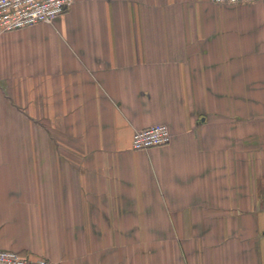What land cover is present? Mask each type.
<instances>
[{
    "label": "crops",
    "instance_id": "crops-1",
    "mask_svg": "<svg viewBox=\"0 0 264 264\" xmlns=\"http://www.w3.org/2000/svg\"><path fill=\"white\" fill-rule=\"evenodd\" d=\"M0 249L264 264V0H73L0 32Z\"/></svg>",
    "mask_w": 264,
    "mask_h": 264
},
{
    "label": "built area",
    "instance_id": "built-area-1",
    "mask_svg": "<svg viewBox=\"0 0 264 264\" xmlns=\"http://www.w3.org/2000/svg\"><path fill=\"white\" fill-rule=\"evenodd\" d=\"M218 4H239L254 0H211ZM73 0H0V32L24 29L42 22H51L63 15ZM172 140L170 128L157 124L134 133L132 147L148 150L165 146ZM0 264H51L45 257L29 258L21 253L0 249Z\"/></svg>",
    "mask_w": 264,
    "mask_h": 264
}]
</instances>
